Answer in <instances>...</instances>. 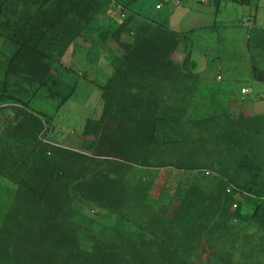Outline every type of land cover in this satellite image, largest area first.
Here are the masks:
<instances>
[{"label": "trees", "instance_id": "obj_1", "mask_svg": "<svg viewBox=\"0 0 264 264\" xmlns=\"http://www.w3.org/2000/svg\"><path fill=\"white\" fill-rule=\"evenodd\" d=\"M97 8L95 0H0V101L18 104L0 135V175L23 186L25 197L34 195L32 204L7 215L0 264H207L202 255L211 246L215 256L209 264H218L216 246L223 245L232 217L240 219L235 227L253 234L248 252L256 264H264L259 257L264 253V201L259 196L264 195V178L238 149L231 182L257 198L247 200L245 217L228 213L219 182L213 195L194 177L171 218H164V210L157 208L160 201L148 195L155 173L142 174L128 164L165 166L167 155L171 158L167 153L177 156L191 139L220 153L215 137L231 129L212 115L203 119L197 104L187 108L197 94L181 86L184 77L194 75L171 58L185 37L170 29L168 17L129 8L118 27L133 31V38L118 42L120 62L101 88V116L84 126L82 134L93 139L84 140L82 149L92 157L42 142L44 125L30 111L24 85L52 93L53 60L83 34ZM72 92L63 83L56 96L64 102ZM112 125L113 132L104 134L103 128ZM118 144L130 156L122 153L125 162L108 158H118ZM181 163L177 158L175 166L184 167ZM89 205L114 217L115 226L101 230L95 223L96 239L79 233L68 240L81 222L80 209ZM82 217L85 228L88 220Z\"/></svg>", "mask_w": 264, "mask_h": 264}, {"label": "clouds", "instance_id": "obj_2", "mask_svg": "<svg viewBox=\"0 0 264 264\" xmlns=\"http://www.w3.org/2000/svg\"><path fill=\"white\" fill-rule=\"evenodd\" d=\"M95 1L98 8L92 16V21L84 28L83 34L71 42L58 59L55 58L53 60V68L50 71L54 78L50 85V87H53L52 93L49 94L47 88L33 90V87L24 85L25 90L30 94L28 97L29 103L41 90L45 91L43 94L46 98H50L56 102L54 113L47 117L29 108L30 111L35 113L43 122L44 128L40 135L42 142L67 151L82 153L90 157L93 156L82 149L83 141L91 140L93 137H85L82 132L87 120L97 121L101 116V88L120 62L121 52L118 42H127L133 38V31H118L120 24L131 13L129 8L135 9L140 7L142 10L157 15L160 18L168 17L170 29L180 35L184 32L192 31L197 27H205L209 31H219L216 33L218 39L213 41L215 42L213 44H207V50L203 52V56L200 60L196 61L194 54H198L200 51L202 52V48L192 37L189 42H186L187 36L185 35H182L185 37V41L171 54V58L175 63L187 66L189 69L185 68L186 71L194 75L184 77L185 79L181 86L185 93L197 94L192 101L195 103L190 104L187 108L191 110L192 106L197 104L196 107L198 111L200 110L202 113H205V116L202 117L203 119L207 118L208 115H212L214 121L223 125L230 124L231 129L229 131H224L225 136L220 134L215 137L217 148H219L220 153H218L217 150L210 152L208 145L201 144L198 140L195 141L191 139V141L185 140L182 143L177 156H174L170 151L167 153L171 154V158L167 155L169 164L165 161V166L155 164L141 166L138 162H136V164L129 162L128 164L135 170L142 171V174L146 171L155 173L153 184L157 174L166 169L180 172L190 178L191 181L196 177V179L200 180L201 185H204L205 190L211 192L213 195L217 193L215 188L219 182L222 185V197L228 200V213L230 215L239 214L242 217L248 215L249 209L246 206L247 200H255L257 198L249 191L243 190L231 182L230 177H232L234 169L232 159L234 150L238 149L242 152L244 159L249 161L250 165L255 164V166L259 168V174L264 178V54L259 56L263 57V59H260V70L257 77L252 67V61L250 60L252 76L250 81L253 83V87L248 84H243L239 86L238 89H235V79L225 76L224 72L219 67H215V65L217 60L223 57L227 50V45L230 43V28H237L242 24L245 26L241 21L242 17L248 20V27L252 31L260 30L264 32V27L259 23L256 24L257 18L264 24V0H197L206 7H208V3L211 2L214 12H212L210 21H205L203 19H201V21H192L190 17L191 13L188 11L189 5L182 6L180 0H171L172 4L176 7L170 12L167 10L163 16L159 15L158 10L162 9L170 0H155L152 3H148L144 0H107L105 4H101L99 0ZM78 5L81 7V4ZM203 13L204 12H202L201 15H204ZM258 41L264 45V39ZM92 47L97 50L96 54L92 55L95 61H89L88 58L89 55L87 51H90ZM83 52H85V55ZM114 60H116V62ZM73 67H76V69L79 67L82 69L84 68L83 70L87 71L90 76H85V72L83 71V74L79 75L81 74L79 72L81 69L75 70ZM110 68H112V71L108 76H101L105 80L97 83L95 81L96 76L94 75L105 71L108 72ZM71 73H75L77 76H69ZM79 76H82L81 79H86L91 82L92 94L88 97V105L93 107L96 113V107L93 106V103L94 101H96L95 104L101 102L98 109L99 114L97 117L92 116L95 119H89V117H87L83 129L79 130L73 138L64 136L63 134L60 136L53 134L52 137L47 126L54 119L59 109L74 97L78 89V81L81 80ZM63 83L73 87V92L66 101L61 102L56 96V90L57 87L63 85ZM17 107V102L3 103L0 101V135L5 130L6 123L14 119L12 109ZM182 120L185 125L189 121L187 118ZM112 127L113 125L106 129L103 128L104 134L108 131L113 132ZM79 132L81 136V139H79V141L81 140L80 147H78V149H72L69 143H72V141L76 139ZM116 147L121 151L118 158L113 155H110L108 158L125 162L122 153L130 158L127 151L122 150L121 144L116 145ZM103 154L105 155V153ZM103 157L107 158L106 156L100 158ZM177 158L180 159L182 165L185 164L184 167L175 166ZM202 159L206 160L205 164H203ZM190 165L192 168H188ZM0 178L7 182V191L3 193L2 200L0 201V232H2L0 235L1 252L7 245V237L3 232L7 215H13L21 206L25 207L32 204L34 195L27 198L24 195L23 186L19 183L15 181L11 182L1 175ZM190 182L186 186L175 188L173 191L170 189H163L157 196L151 195L150 191L153 186L152 184L148 191V195L160 201L157 208L164 210V218H171L172 213L170 214V211L178 206L179 196L186 191L185 189L189 186ZM48 189L53 192L50 187ZM259 196L260 199L264 201V195ZM174 202L177 203L176 206L173 207ZM75 205L76 207L81 206L78 200L75 201ZM56 209L57 207H54L50 210L54 211ZM94 211L95 214L97 213V216H100L98 217L99 219L92 217L91 213ZM79 214L81 216V222L75 225L76 231L67 236V239L70 241L79 233H84L89 238L96 239L99 235L97 227L103 230L115 226V218H109L105 210L101 207L95 205L82 207ZM82 215L88 220L85 228L82 227L86 222ZM232 218L231 223L233 226L226 229L223 245L216 246L221 252L218 254L220 257L218 264H256V258L248 252L251 246L250 238L253 234L250 232L246 233V231L235 227L240 219L236 217ZM111 219L114 221V225H106L104 223V221ZM94 224L97 225V227ZM23 229L27 230L28 228L24 227L22 230ZM80 229L82 230L79 231ZM214 251L215 247L211 246V248H206L202 257L205 258V256H209L210 259L206 260L205 263L209 264L214 259ZM259 257L263 262L264 253L262 252Z\"/></svg>", "mask_w": 264, "mask_h": 264}, {"label": "rangeland", "instance_id": "obj_3", "mask_svg": "<svg viewBox=\"0 0 264 264\" xmlns=\"http://www.w3.org/2000/svg\"><path fill=\"white\" fill-rule=\"evenodd\" d=\"M144 1L152 3L155 0ZM180 3L182 6L189 5L188 11L191 13L190 17L192 18V21H201V19L210 21L212 12H214L211 2L208 3V7L200 4L197 0H180ZM175 7L176 6H174L170 0L162 9L158 10L159 15L163 16L167 10L170 12L174 10ZM202 12H204V15H201ZM241 21L245 24V26L242 24L237 28H230V43L227 45V50L223 57L217 60L215 65V67H219L224 72L225 76H229V78L233 77L235 79V89H238L239 86L243 84H248L253 87V83L250 81L252 78L250 60L252 61V67L257 77L260 70V59H263V57L259 56L264 54V45L258 41L260 39H264V32L260 30L252 31L248 27V20L244 17H242ZM258 23L264 27V24H262L257 18L256 24ZM217 32L219 31H209L205 27H197L192 31L182 33V35L187 36L186 42H189L192 37L193 40L199 43V46L202 48V52L200 51L198 54H194L196 61L202 58L203 52L207 50V44H213L215 43L213 41L218 39L216 36ZM96 51V48L93 49V47L90 48V51H87L89 61H95V59L92 58V55H95ZM83 54L85 55V52H83ZM114 61L116 62V60ZM73 68L75 70L81 69V71H79L81 74L79 75H82L83 72H85V76H90L87 71L83 70L84 68ZM111 71L112 68H110L108 72L105 71L94 75L96 76L95 81L97 83L103 82L105 79L101 76H108ZM69 76L77 75L75 73H71ZM79 77L81 79L82 76ZM43 93H45V91H39V94L30 101L29 108L32 111L38 112L46 117L51 116L54 113L56 102L50 98H46ZM91 94V82L86 79L78 81V89L74 97L59 109V111L55 114L54 119L47 126L52 134V137L53 134H57L58 136L63 134L64 136L73 138L79 130L83 129L87 117H89V119H95L92 116H98V109L101 102L95 104L96 101H94L93 106L96 107L95 113V109L88 105V97ZM79 139H81L80 132L76 139H74L72 143H69V146L72 149H78L81 143V140L79 141ZM202 162L205 164L206 160L202 159ZM190 181L191 179L186 175L173 171L172 169H166L165 171L157 174L150 192L151 195L157 196L163 189H170L173 191L175 188L186 186ZM5 191H7V182L0 178V201L2 200V196ZM176 203L177 202H174L173 207L176 206ZM91 215L96 219H99L98 217H100L99 215L97 216V213L95 214V211L92 212ZM104 223L106 225H114V221L112 219L106 220ZM205 259L209 260L210 257L205 256Z\"/></svg>", "mask_w": 264, "mask_h": 264}, {"label": "bare ground", "instance_id": "obj_4", "mask_svg": "<svg viewBox=\"0 0 264 264\" xmlns=\"http://www.w3.org/2000/svg\"><path fill=\"white\" fill-rule=\"evenodd\" d=\"M24 179V178H23ZM26 179V178H25ZM23 181H26L27 182V180H23ZM23 183V182H22ZM25 183V182H24ZM27 187V186H26ZM26 190H27V188H25ZM29 189V188H28ZM30 190V189H29ZM25 192V191H24ZM25 194H27L26 192H25ZM26 196V195H25ZM92 241V240H91ZM92 244V243H91ZM89 251V250H88ZM207 259H205V258H203V261L205 262Z\"/></svg>", "mask_w": 264, "mask_h": 264}]
</instances>
